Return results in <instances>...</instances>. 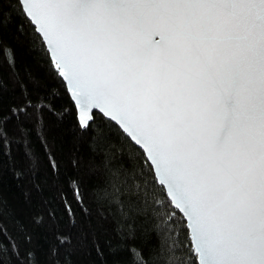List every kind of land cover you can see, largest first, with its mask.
Wrapping results in <instances>:
<instances>
[{"label":"snow or ice","instance_id":"snow-or-ice-1","mask_svg":"<svg viewBox=\"0 0 264 264\" xmlns=\"http://www.w3.org/2000/svg\"><path fill=\"white\" fill-rule=\"evenodd\" d=\"M12 26L71 89L80 132L99 112L130 142L115 149L94 129L103 146L77 158L99 174L100 219L119 237L105 253L81 224L104 264H264V0H0V61L14 69ZM21 88L13 116L52 110ZM4 215L0 197V264H35L21 248L31 235L9 239Z\"/></svg>","mask_w":264,"mask_h":264},{"label":"trees","instance_id":"trees-1","mask_svg":"<svg viewBox=\"0 0 264 264\" xmlns=\"http://www.w3.org/2000/svg\"><path fill=\"white\" fill-rule=\"evenodd\" d=\"M5 44L15 48V68L0 61L4 84L0 91V114L6 119L0 128L7 135L0 147V197L5 202L2 225L9 239L22 236L21 226L27 229L32 242L21 243V248L33 249L35 264L111 262L112 256L97 254L91 233L86 239L81 236V224L90 219L105 253L106 241L115 244L119 239L110 219H100L106 214V207L96 197L99 174L94 175L90 166L78 168L77 158L87 161L94 148L103 146L92 144L94 129H99L107 137V144L115 149L123 150L130 142L115 123L100 114L94 129L80 132L65 82L53 75L43 49L18 37L14 26L5 31ZM32 81L39 83V89L32 88ZM22 83L28 85L33 103L37 95L46 97L42 103L52 110L29 109L27 115L13 116L10 109L24 102ZM50 160L57 165L55 169ZM77 183L83 203L73 194ZM34 219L41 222L34 223ZM58 236L71 243L58 246Z\"/></svg>","mask_w":264,"mask_h":264},{"label":"water","instance_id":"water-1","mask_svg":"<svg viewBox=\"0 0 264 264\" xmlns=\"http://www.w3.org/2000/svg\"><path fill=\"white\" fill-rule=\"evenodd\" d=\"M66 83V82H65ZM71 91V89L69 88L68 89V92H70ZM97 114H100L99 112L97 113ZM101 115V114H100ZM103 117H105L104 115H102ZM114 123V122H113Z\"/></svg>","mask_w":264,"mask_h":264}]
</instances>
